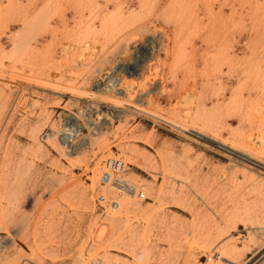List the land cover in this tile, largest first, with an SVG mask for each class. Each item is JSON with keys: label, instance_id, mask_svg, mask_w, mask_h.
<instances>
[{"label": "rangeland", "instance_id": "obj_1", "mask_svg": "<svg viewBox=\"0 0 264 264\" xmlns=\"http://www.w3.org/2000/svg\"><path fill=\"white\" fill-rule=\"evenodd\" d=\"M234 4L0 0V264H264V71L185 51Z\"/></svg>", "mask_w": 264, "mask_h": 264}, {"label": "crops", "instance_id": "obj_2", "mask_svg": "<svg viewBox=\"0 0 264 264\" xmlns=\"http://www.w3.org/2000/svg\"><path fill=\"white\" fill-rule=\"evenodd\" d=\"M239 8L248 28V32L238 35L231 30L227 32L219 31L194 32L193 46L186 48V52H191L194 56L214 55L224 46L228 45L231 58L232 75L234 83L246 72L260 70L264 71V28L251 31L253 22L264 23V0H193V17L184 18L183 23H192L204 28L206 25L230 24L232 4ZM239 16L235 17V20ZM234 21V20H233ZM211 29V26L208 27ZM184 40L186 37L183 38ZM246 96L248 93L245 94Z\"/></svg>", "mask_w": 264, "mask_h": 264}, {"label": "bare ground", "instance_id": "obj_3", "mask_svg": "<svg viewBox=\"0 0 264 264\" xmlns=\"http://www.w3.org/2000/svg\"><path fill=\"white\" fill-rule=\"evenodd\" d=\"M194 134H196V133H194ZM195 137V136H194ZM197 138V137H196ZM199 139H201L200 137H199ZM220 143V142H219ZM219 147V146H218ZM226 147H227V145H226ZM228 148V147H227ZM226 148V149H227ZM231 148L229 147V150H230ZM228 150V149H227ZM232 150V149H231ZM234 151V150H233ZM227 152H229V151H227ZM231 152V151H230ZM229 152V153H230ZM234 153V152H233ZM240 155V154H239ZM246 160V159H245ZM248 162V161H247ZM257 162V161H256ZM255 163V162H254ZM258 163V162H257ZM109 167H111V168H113L112 170H110V169H108L109 170V172H107V173H105V175L103 176V181L105 182V184H107V183H110L111 181H112V178H113V174H115L116 172H120V171H122V169L124 168V163H120L118 160H111L109 163ZM258 165V164H257ZM263 165V164H262ZM263 168V167H262ZM96 177V176H95ZM116 177H117V175H116ZM113 185L116 187V189L118 188V190L120 191H124V193H129V194H134V192L136 193V191H137V188L133 185V184H131V183H129L128 181H126V180H124V179H121V178H116L114 181H113ZM113 186V187H114ZM140 199L141 198H144L145 197V193H143V194H141L140 193ZM138 196V197H139ZM106 200V198L105 197H103V202ZM117 206L119 207V202H118V204H117ZM220 256L219 257H217L215 260H220ZM222 261V260H221ZM224 262H226L227 264H234V262L235 261H232V259L231 260H224ZM219 263V262H218ZM225 263V264H226ZM224 264V263H223Z\"/></svg>", "mask_w": 264, "mask_h": 264}, {"label": "built area", "instance_id": "obj_4", "mask_svg": "<svg viewBox=\"0 0 264 264\" xmlns=\"http://www.w3.org/2000/svg\"><path fill=\"white\" fill-rule=\"evenodd\" d=\"M110 161H111V160H110ZM119 162H120V161H119ZM120 163H122V162H120ZM107 168L110 169V170L113 169V168L109 167V164L107 165ZM108 169H107V170H108Z\"/></svg>", "mask_w": 264, "mask_h": 264}]
</instances>
